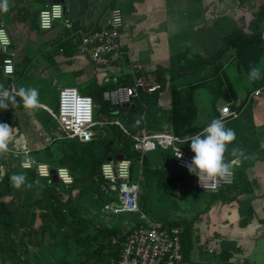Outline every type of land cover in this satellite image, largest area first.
I'll return each mask as SVG.
<instances>
[{
  "label": "crops",
  "instance_id": "crops-1",
  "mask_svg": "<svg viewBox=\"0 0 264 264\" xmlns=\"http://www.w3.org/2000/svg\"><path fill=\"white\" fill-rule=\"evenodd\" d=\"M52 1L56 0H9L10 8L6 13L8 21L0 13V21H4L8 27L13 48L18 52L15 76L12 78L16 91L19 89L16 83L18 76L25 79L26 85L21 83V87L27 86L36 79L48 76L53 78L61 69H56L58 66L64 67L74 75L73 85L69 86L79 88L78 84H84L86 94L90 87L117 84L126 75H131V69L128 72L125 70L118 72L120 62L105 70L96 67L87 56L78 54L69 39L63 41V36L67 32L63 30L60 23H57L53 29L42 30L38 24L39 12ZM57 1L64 4L66 17L70 18L77 28L83 29L104 26L112 9L118 6V2H123L126 6L132 5V8L128 6V20H124V27L121 31V40L126 51L125 59L126 62L132 64L131 68L134 64H138L142 67L144 74L153 77L159 68L169 67L171 56L176 52L189 51L190 54L211 58L221 47L223 38L237 31L251 33L256 29L264 36V0ZM178 12L183 13L180 15ZM185 14L187 17L184 16ZM261 25L263 26L261 27ZM66 42L70 44L72 52L70 55L65 52V47H63ZM231 50H228L218 63H221L223 70L227 72L234 92L230 91L228 83L225 81L223 89L227 96L214 101L206 87L197 88L193 94L197 106L194 125L207 126L212 119H223L220 109L227 103H230L232 108L242 109L238 118L223 119L226 126L234 129L236 133V140L228 146L229 153L233 147H239L245 151L247 156V159H243L239 165L235 166L236 182L216 192H205L193 186L181 187L180 185L176 186V190L167 187L164 189L165 191H161V194H165L166 200L172 201L171 206H168L171 224L183 227L184 256L185 261L189 263L235 264L239 257L245 256L252 264H264V93L253 96L249 101V95L255 91L249 92V89L252 88L250 81V86L245 87L244 98L238 104L237 100L240 99V94L229 71V66L232 63L227 60L231 58L234 51ZM2 56L0 53V66L3 60ZM32 58H37V63H40L41 58L45 61L42 64L44 71H42L43 67L36 64ZM213 67L214 63L211 62L205 64L201 69L182 74L174 79L167 71L164 76L165 84L162 85L161 90L155 94L145 93V96L142 94L139 99L143 105L142 110L140 107L136 109L135 104L131 109H129L131 104L123 105L121 107L128 110L121 112L116 110L115 114L102 113L103 116L100 120H118L124 129L119 124L114 123V125L130 134L138 133L142 128L151 134L166 132L170 129L175 132L170 116L173 85L178 89H184L190 83L201 81L206 76L209 78L213 75ZM188 75L191 76V81L180 80ZM9 80L11 78L6 79L1 71L0 85L6 88L5 82ZM259 88H264V86ZM17 101L15 115L17 113L20 115V125H10L17 129L16 137L22 138L20 142L31 150V155L35 159L48 163L53 168L65 166H57L54 160L44 152V149L52 146L57 139L63 138L58 121H51L53 128L49 125L50 132L47 131V125L45 126L41 121H39L38 127L31 124V128L30 126L26 127L27 124L22 118H28L26 113L30 118H33L34 114L28 110L24 113L25 111L21 110L23 106L19 97H17ZM95 101L99 107V102L96 99ZM40 106L44 109L46 104L41 102ZM7 113H9V109H0L1 115ZM27 128L30 132L26 130ZM109 140L112 144L116 143V141ZM190 143L188 141L181 145L191 152ZM116 145L113 144L115 147ZM157 154L151 153L148 157L146 153V161L153 166H164L161 162V159L164 160L162 151ZM37 156H40L41 159ZM55 156L59 157V154L56 152ZM228 158L232 159L230 155ZM14 163L22 168L17 160ZM179 172L187 179H194L196 182L194 177L185 172ZM134 174L135 177H138L140 168ZM37 179L40 178L37 177ZM51 180L53 181V179ZM14 201L9 200L8 203L16 207ZM141 206L147 215V223L161 228L170 227L169 223L168 225L157 224L146 207ZM23 208L26 207L23 206ZM29 211L31 214V209ZM27 213V211H23L22 215ZM249 217L250 219H248ZM34 218L37 219V217ZM244 219H248V221L243 224L241 222ZM209 249H213V252H210Z\"/></svg>",
  "mask_w": 264,
  "mask_h": 264
},
{
  "label": "trees",
  "instance_id": "trees-1",
  "mask_svg": "<svg viewBox=\"0 0 264 264\" xmlns=\"http://www.w3.org/2000/svg\"><path fill=\"white\" fill-rule=\"evenodd\" d=\"M63 47H65L67 54L70 55L72 53L69 42L63 44ZM230 49L235 50L234 56L237 63L247 75L250 64L258 65L264 71V65H261L264 59V36L261 32L254 29L251 33L237 31L225 36L221 47L211 58H204L199 54H190L189 51L176 52L171 56L169 67L159 68L156 75H154L164 85V76L167 71L174 79L182 74L201 69L205 64L214 63L211 77L208 78L206 76L201 81L190 83L184 89H178L173 85L170 116L177 135L191 137L206 126L194 125L197 106L193 94L197 88L206 87L214 101L227 96L226 91L223 89L225 81H227L230 91L234 92L227 72L223 70V65L218 63L221 57ZM206 80L207 83H205ZM132 82L133 77L126 75L117 84L90 87L88 88V94L99 102L98 109L101 113L115 114L116 110L121 112L128 109L121 106H112L105 101L102 95L103 91L117 85L131 84ZM251 86L252 88L249 89V92L264 86V78L251 82ZM141 97L135 99L129 109L135 104L136 109L140 107L142 110L143 105L139 100ZM16 107V105L10 103L9 112L15 114ZM97 130V137L91 141L82 142L78 139L63 137L57 139L52 146L44 149L47 156L53 159L57 166L65 165L69 167L75 176V182L71 186L56 185L52 181V183L43 188L41 195L34 198L29 205H25L31 209L33 217H39L43 221L40 230L42 229L45 234L48 233V247H52L54 253L52 252V255L49 256V262L46 264H109L112 260L117 262L120 259L121 243L130 232V224L134 218H129L130 226L128 227L130 228L128 231L123 230V222L115 221L110 225L105 223L101 226L97 225V232L93 234L88 231L89 225L87 223L90 222L89 217L82 214L80 203L75 201L76 198H74L72 193L73 187L76 186L83 190V193H80L81 195L92 194L97 189L101 201L97 199L96 201L99 202L101 207H104L105 204L109 205V199L105 197L107 183L101 175V167L104 161L110 157L115 160L118 159L119 155H122L133 160V162L142 159L141 197L146 184H150L153 181L162 184L170 182L168 179L172 181L177 179L181 187L193 186L198 189L194 179L172 176L170 171L176 169L172 152L159 150L164 155V166H153L146 161V154L142 155L141 152L135 149V141L131 135L125 133L119 126L113 123L99 127ZM109 139L116 141V143H113L117 144L116 147L113 146ZM56 152L59 157L55 156ZM37 158L41 159L40 156H37ZM14 162L15 160L13 159L5 160L7 172L2 181H0V188L7 182L12 173H17L18 171L25 173L27 183L36 184L38 177L36 172L33 169H22ZM11 169L15 171L10 173ZM134 173L133 171V176L135 175ZM145 179L147 180L146 184L143 182ZM168 186L172 187L169 183ZM174 186L175 183L173 184ZM86 187L89 188L87 189ZM12 208L13 204L0 198V258L3 264H9L10 260L13 261V264H28L29 260L26 253L29 250V243L33 242L32 236L27 230L30 226L27 224L28 221L22 217L20 219ZM126 214L128 215L129 213ZM248 219H244L241 223H246ZM101 221L103 222L104 220L102 219ZM172 225L177 224L170 223V226ZM114 238H117V243H113Z\"/></svg>",
  "mask_w": 264,
  "mask_h": 264
},
{
  "label": "built area",
  "instance_id": "built-area-1",
  "mask_svg": "<svg viewBox=\"0 0 264 264\" xmlns=\"http://www.w3.org/2000/svg\"><path fill=\"white\" fill-rule=\"evenodd\" d=\"M60 23L67 33L63 36V41L69 39L78 54L87 56L90 61L99 68H111L119 63L125 56L124 45L121 40V31L124 27V13L119 7L112 9L111 15L104 26H93L89 29L77 28L72 20L65 15V6L60 1H52L43 7L38 15V24L42 30L53 29ZM0 27L4 28L11 41L7 50L0 48L3 54L1 65L2 74L6 79L4 89L13 94L16 92L12 78L15 76L18 52L13 48V41L8 27L4 21H0ZM13 48V49H12ZM133 82L131 84H121L103 91V99L113 106H123L131 104L142 94H155L162 89L161 81L153 76L143 73L142 67L134 64L131 68ZM264 88H258L252 92L248 100L255 95L263 94ZM98 109L96 101L90 94L83 93L75 86H63L59 89L58 109L55 113L62 137L78 139L82 142L93 140L98 135V127H103L109 123L122 124L118 120H98L95 119V111ZM223 119H236L240 116L242 109L232 108L230 103L223 105L220 109ZM124 129V128H123ZM127 134H130L125 130ZM18 134V133H17ZM16 134V135H17ZM134 139V147L142 153L159 149L165 152H172L177 170L196 179L197 187L205 192H216L226 186L236 182V167L234 175L226 179H215L199 182L198 177L190 174L185 167L186 162H190L194 153L182 147V143L188 137L177 135L173 129L166 132L148 133L146 129L135 134H130ZM21 137L14 138L10 144V151L0 156V181L7 172L5 160H17L25 170H35L39 178H51L55 174L59 184L71 186L75 182V176L66 166L53 168L50 164L39 161L31 155V150L22 144ZM183 154L178 158L177 149ZM31 159L25 161L24 155ZM32 161H35L34 163ZM140 174L133 176V160L123 157L122 159H112L104 161L101 167V175L109 186H114L118 194V206L114 209L117 214L129 213L145 219L136 221L130 228V232L121 243L122 250L120 259L116 262L112 260L109 264H197L186 262L183 253L182 233L183 227L172 225L168 228H161L151 223H147V215L141 206V174L142 159L138 160ZM27 164V167H24ZM112 191V190H111ZM116 194V195H117ZM108 208L111 210V206ZM135 221V220H133ZM117 238L113 243H117ZM213 252V249H209ZM0 264H3L0 258ZM235 264H252L247 257L241 256Z\"/></svg>",
  "mask_w": 264,
  "mask_h": 264
},
{
  "label": "rangeland",
  "instance_id": "rangeland-1",
  "mask_svg": "<svg viewBox=\"0 0 264 264\" xmlns=\"http://www.w3.org/2000/svg\"><path fill=\"white\" fill-rule=\"evenodd\" d=\"M120 9L123 10L124 16H126V18H124V20H128L127 16H128V9L132 8V5H127L124 4L123 2H118L117 3ZM129 6V8H128ZM180 15L183 13L178 12ZM3 16L6 18V20L8 21V14L6 13H2ZM177 14V13H176ZM185 17H187V14L184 15ZM264 23V22H263ZM128 24V22H127ZM264 25V24H263ZM261 25V27L263 26ZM13 49V48H12ZM232 51V50H231ZM235 51V50H234ZM233 51L231 58L227 59L228 62H231L232 64L229 66V71L232 74L233 77V81L235 83V87H237V91L240 94V99L237 100L238 104L241 103L242 99L244 98L245 95V87H249L250 86V81L248 80V75L245 73L244 69L237 63L236 57L234 56L235 52ZM33 59V58H32ZM35 61L36 64L41 65V67H43L44 65L42 58L40 59V63H37V58L33 59ZM25 62V61H23ZM120 65L119 70H125L126 72H128L131 69V63L129 64L128 62H126L125 56L122 58V60L119 63ZM261 65H264V59L261 62ZM1 67V66H0ZM61 68V69H60ZM56 69H60L59 71H57L56 75L53 76V78L48 77H44V78H40V79H36L32 81V84L30 85L27 84V86H22V87H34L37 88L39 90V100L41 102H43L44 104H46V107H44V109H42V106H40L38 109L33 110V114L34 117L30 118L28 116V113H26V110L24 109V107L21 108V110L27 114L28 118L23 117L22 119L24 120V122L27 124L26 127L30 128L32 126L34 127H38L39 121H41L48 129L47 131L50 132V128H53V124L51 121H55L56 119V115L55 113L57 112V107H58V99H59V89L61 86L66 85H73L72 80L74 75L70 72H68L67 70L64 69V67H56ZM105 70L109 69V68H103ZM117 69V68H116ZM42 71H44V67L42 68ZM0 74H1V68H0ZM17 79V78H16ZM180 80H186V81H191L192 78L190 75H188L187 77H183ZM15 84V82H13ZM17 83V87L20 88L21 87V83L23 85L25 84V79H23V77L18 76V80H16ZM30 85V86H29ZM94 85V84H93ZM80 91H83V93H85L84 88L85 85L83 84H78ZM241 100V101H240ZM19 101V100H18ZM19 110V111H21ZM5 112V111H4ZM17 116V117H16ZM102 113L99 111V109H97L95 111V119L100 120L102 118ZM20 115L17 113L16 115L9 112L7 114L1 115L0 114V123H7L9 125H20ZM32 126H31V125ZM51 125V127L49 126ZM96 127H100L99 125H97ZM56 129V128H55ZM26 130H29V128H27ZM35 131H37L36 128H34ZM159 152V149H157L154 152H147V156L149 157L151 153L157 154ZM158 155V154H157ZM160 158L161 155H160ZM162 164H164V160L161 159ZM157 163V161H156ZM138 168H139V163L138 162H134V172H138ZM12 171H15L13 169L10 170V173ZM18 171V170H17ZM170 173L172 174V176H176V177H180L182 176L183 178H186L185 175H183L181 172L177 171V169H173L170 171ZM14 174H20V171H18L17 173H12L10 175V177ZM25 174V173H24ZM237 176V175H236ZM172 177V178H173ZM237 178V177H236ZM170 182H165L162 184H159L157 181L156 182H151L150 184H146L145 182L147 181L146 179L143 181L146 186L144 188L142 197H141V205L146 207V210L150 213V215L157 221V224H170V214L168 213V208L171 206L172 201L170 200H166V197L164 196L165 194L162 193L161 191H165L164 189H166L169 185H171L172 189L174 188L176 190V186L179 185V181L176 180H170L168 179ZM36 184H32L31 183V187L29 188L27 185L29 183L26 182V184L21 187L20 189H16L14 188L11 183H10V178H8L7 182L1 186L0 188V198L4 199L5 201H9V200H15L14 201V205H16V207H13V212L18 215V217L21 219L24 218L26 219L28 222L27 224L30 226V228L27 230L30 232L31 236H32V243H29V250L27 251V256H28V260L29 263L28 264H46L48 263V258L49 256L52 255V252L54 253V250L52 247H48V233H43L42 229L40 230V227L42 225V220L37 217L32 219V216L30 214V209L28 207H26L25 205H29L30 202L32 201L33 197L37 196V194H41L43 188L52 183L51 178H40L36 180ZM175 183V186L173 187V184ZM36 185V186H35ZM87 189L89 187H86ZM112 190V191H111ZM94 191V190H93ZM106 195L105 197H107V199H109L108 204L111 206V210L108 208L109 205H106L104 207H101L99 205V202L96 201L99 200L101 201V199H99V194H98V190L95 189L94 193L92 192V194H88V195H81L80 193H83V190H81V188L79 186L73 187L72 189V193L74 194V198L75 201H78L80 203V207H81V212L84 216L89 217L90 222L87 223L89 225V232L91 233H96L97 231V225H102V224H112L115 221H119V222H123V230L124 231H128L130 227L128 226H132L133 223H137L136 221H144L143 219H141L140 217L138 218L137 216L135 217V215L133 214H126V213H120L117 214L114 209L119 205L118 204V194H117V189L114 186H109V188L105 189ZM117 194V195H116ZM92 195V196H90ZM12 203V201H11ZM18 204V206H17ZM26 207V208H23ZM169 206V207H168ZM23 211H27L28 213L25 215H22ZM100 213V215H99ZM150 216V217H151ZM132 217L135 219V221H133V223H131L129 225V221ZM104 220L103 222L101 220ZM129 219V220H128ZM133 219V220H134ZM31 220V221H30ZM128 220V221H127ZM7 256V255H6ZM10 263L13 264V261L10 260ZM9 263V264H10Z\"/></svg>",
  "mask_w": 264,
  "mask_h": 264
},
{
  "label": "clouds",
  "instance_id": "clouds-1",
  "mask_svg": "<svg viewBox=\"0 0 264 264\" xmlns=\"http://www.w3.org/2000/svg\"><path fill=\"white\" fill-rule=\"evenodd\" d=\"M10 8L9 0H0V13H7ZM11 41L4 28L0 27V48L7 50ZM264 78V71L258 65H249L248 80L251 82ZM17 97L25 110L29 112L40 107L39 90L34 87H20L14 94L0 85V109H9V104L18 105ZM17 134V129L7 123H0V156L10 151V144ZM236 140L234 129L226 126L223 119L215 118L195 135L183 141H190V150L194 153L190 162L185 167L190 174L198 177L199 182L215 179H226L234 175V166L239 165L243 159H247L245 151L239 147H233L229 153L228 146ZM178 158L182 157L180 149H177ZM232 159H229L228 156ZM25 161L31 159L24 155ZM33 163L35 161H32ZM24 164V167H27ZM27 177L24 173L14 174L10 177L11 185L20 189L26 184ZM29 188L31 184L27 185Z\"/></svg>",
  "mask_w": 264,
  "mask_h": 264
},
{
  "label": "water",
  "instance_id": "water-1",
  "mask_svg": "<svg viewBox=\"0 0 264 264\" xmlns=\"http://www.w3.org/2000/svg\"><path fill=\"white\" fill-rule=\"evenodd\" d=\"M124 106H129V104H125ZM117 158H118V159H122L123 156H122V155H119ZM53 173H54L53 178H52V179H53V182H54L56 185H59L58 178H57V176H56V174H55V170H53Z\"/></svg>",
  "mask_w": 264,
  "mask_h": 264
}]
</instances>
